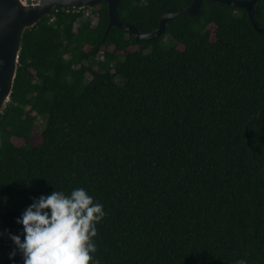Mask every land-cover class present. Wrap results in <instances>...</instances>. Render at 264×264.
Here are the masks:
<instances>
[{
    "label": "trees",
    "instance_id": "obj_1",
    "mask_svg": "<svg viewBox=\"0 0 264 264\" xmlns=\"http://www.w3.org/2000/svg\"><path fill=\"white\" fill-rule=\"evenodd\" d=\"M192 4L123 0L120 20L149 34ZM109 22L105 3L59 7L24 35L0 114V264H23L9 233L33 198L77 187L106 213L100 264H264V34L217 2L153 42Z\"/></svg>",
    "mask_w": 264,
    "mask_h": 264
},
{
    "label": "clouds",
    "instance_id": "obj_2",
    "mask_svg": "<svg viewBox=\"0 0 264 264\" xmlns=\"http://www.w3.org/2000/svg\"><path fill=\"white\" fill-rule=\"evenodd\" d=\"M105 215L103 205L83 187L33 198L16 221L23 226L22 234L9 233L15 245L9 258L19 253L23 264H100L94 238Z\"/></svg>",
    "mask_w": 264,
    "mask_h": 264
},
{
    "label": "water",
    "instance_id": "obj_3",
    "mask_svg": "<svg viewBox=\"0 0 264 264\" xmlns=\"http://www.w3.org/2000/svg\"><path fill=\"white\" fill-rule=\"evenodd\" d=\"M123 0H0V114L10 102L16 80L23 38L27 30L36 26L44 17L59 7L84 10L105 3L109 9V26L130 32L136 40L156 41L164 36L167 22L189 16H200L205 2H217L247 12L257 33L264 34L256 20V5L259 0H193V4L179 13L165 15L157 30L143 34L135 26L120 20L119 6Z\"/></svg>",
    "mask_w": 264,
    "mask_h": 264
},
{
    "label": "rangeland",
    "instance_id": "obj_4",
    "mask_svg": "<svg viewBox=\"0 0 264 264\" xmlns=\"http://www.w3.org/2000/svg\"><path fill=\"white\" fill-rule=\"evenodd\" d=\"M86 14H87V16H88V15H91V16H92V11H91V10H88V11L86 12ZM38 137H39L38 134L35 133V135H34V140H36L35 142H39Z\"/></svg>",
    "mask_w": 264,
    "mask_h": 264
},
{
    "label": "built area",
    "instance_id": "obj_5",
    "mask_svg": "<svg viewBox=\"0 0 264 264\" xmlns=\"http://www.w3.org/2000/svg\"><path fill=\"white\" fill-rule=\"evenodd\" d=\"M30 2H37L38 0H29Z\"/></svg>",
    "mask_w": 264,
    "mask_h": 264
}]
</instances>
